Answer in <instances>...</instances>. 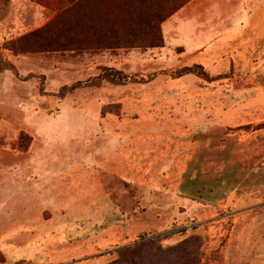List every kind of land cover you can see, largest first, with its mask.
Instances as JSON below:
<instances>
[{
  "label": "rangeland",
  "instance_id": "374dc122",
  "mask_svg": "<svg viewBox=\"0 0 264 264\" xmlns=\"http://www.w3.org/2000/svg\"><path fill=\"white\" fill-rule=\"evenodd\" d=\"M77 1L0 0V264H264V0Z\"/></svg>",
  "mask_w": 264,
  "mask_h": 264
},
{
  "label": "trees",
  "instance_id": "16d2710c",
  "mask_svg": "<svg viewBox=\"0 0 264 264\" xmlns=\"http://www.w3.org/2000/svg\"><path fill=\"white\" fill-rule=\"evenodd\" d=\"M85 0H79L77 1V3L75 2L73 4V7L71 8H68L69 11H74L73 9H75V11H77V9L79 8L80 6V3L83 2ZM144 0L141 1L142 4H144ZM151 14L150 16H148V19L151 20V27L153 26V28L158 31L159 30V22L162 21L164 18L161 17V14L159 13V11L157 10L156 12L154 13H149ZM63 15H64V12L62 14H60L58 17V22H62L63 21ZM147 19V18H146ZM84 20V19H82ZM94 24L93 26L90 27L91 31H93V34H97L98 35V39L97 40V44L103 46L106 44V41H109L110 39L112 40L113 39H117L119 38V36H108L109 35V32H108V29H105V27H101V24H97V22H99V19L94 18ZM47 33V28L46 27H43V28H40V29H37L29 34H26L23 36V39L26 40V41H32V39L34 37H37V38H42L45 34ZM162 39V37H160L159 35H157V37L154 39V42L155 43H158L160 42ZM43 40H38L36 41L35 43H40L42 42ZM190 73H193V74H196L198 76H202V77H205L207 79H214L209 71L207 70V68L202 64V63H194L192 65H185L179 69H176L172 72V75L174 77H181L183 75H186V74H190ZM155 75H152L151 78H154ZM102 78H108L109 80L111 81H114L116 83H127L128 81L134 79V80H137L138 78V75H129L128 73L124 72L123 70H120V69H116L114 67H103L102 68V73L99 74L98 76L94 77V78H89L87 81L85 82H82V81H79L77 83H75L74 85L68 87V86H64L61 90V93L62 94H65V92L67 90H73L77 87H79L80 85L82 84H87V83H91V82H99ZM195 161L192 159L191 162H190V166L191 169H193V163ZM199 180H198V176L196 177H192L190 176V174L186 173L185 174V178H184V182L180 185V189L182 192H185V193H188L190 194L193 198H195L197 196V194H199V191H198V185H199ZM220 182H216L215 185H219ZM228 184H231V182H228Z\"/></svg>",
  "mask_w": 264,
  "mask_h": 264
},
{
  "label": "crops",
  "instance_id": "0c3cea01",
  "mask_svg": "<svg viewBox=\"0 0 264 264\" xmlns=\"http://www.w3.org/2000/svg\"><path fill=\"white\" fill-rule=\"evenodd\" d=\"M248 1H253V0H247V2H243V8H245L246 7V3H247V5L249 4V2ZM254 13H251V11L250 10H248L247 11V13H246V15H247V17L249 18V17H253L254 15H253ZM259 14V13H258ZM261 16V15H260ZM258 18H259V15H258ZM45 158V157H44ZM50 157L48 158V161H50ZM42 165V164H41ZM40 167H42V166H40Z\"/></svg>",
  "mask_w": 264,
  "mask_h": 264
}]
</instances>
